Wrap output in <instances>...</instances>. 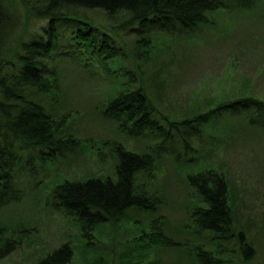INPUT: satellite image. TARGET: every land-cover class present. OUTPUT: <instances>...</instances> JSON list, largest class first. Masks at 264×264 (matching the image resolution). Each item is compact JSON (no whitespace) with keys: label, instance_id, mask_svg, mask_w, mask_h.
<instances>
[{"label":"rangeland","instance_id":"1","mask_svg":"<svg viewBox=\"0 0 264 264\" xmlns=\"http://www.w3.org/2000/svg\"><path fill=\"white\" fill-rule=\"evenodd\" d=\"M27 1L20 0L26 19L19 43L41 36L47 39L42 31L49 20L31 16ZM256 10L245 15L219 12L216 28L202 35H154L138 75L159 112L184 118L241 96L264 98V12ZM86 14L91 26L98 24L117 42L133 47L135 34L127 31L133 26L126 12L109 15L94 9ZM70 38L60 37L61 44H68ZM89 57L94 60L93 55ZM59 63L60 93L54 105L47 101L48 112L58 125L57 133L78 140L79 145L41 170L35 167L41 184L30 185L20 202L0 208V227L6 228V236L18 239L17 248L0 264H38L68 242L74 248L69 264H187L178 247L151 245L144 235L151 232L152 218L160 217L154 225L164 222L167 236L175 242L186 240L184 234L191 236L186 211L202 203L186 184L193 170L213 171L225 178L236 221L234 230H244L257 251L245 262L233 243L229 248L234 252H224L223 257L220 253L223 264H264V130L248 128L239 120L223 119L218 127L209 129L216 133L214 136L194 134L190 138L194 153L184 154L179 144L160 149L155 169L137 176V184L160 198L155 216L132 211L118 224H101L86 233L76 220L57 209L52 200L57 184L116 175L117 144L143 153L161 143L150 133L138 137L125 133L117 123L103 117L102 109L114 91L112 83L102 77L91 78L70 60ZM107 63L120 68L125 59L114 58ZM184 157L190 159V166L177 164L176 160ZM135 217L140 220L133 222Z\"/></svg>","mask_w":264,"mask_h":264},{"label":"trees","instance_id":"2","mask_svg":"<svg viewBox=\"0 0 264 264\" xmlns=\"http://www.w3.org/2000/svg\"><path fill=\"white\" fill-rule=\"evenodd\" d=\"M26 7L31 16L49 20L42 31L47 39L41 36L19 43L26 19L20 0H0V208L20 202L30 185L41 184L35 167L41 170L79 145L78 140L57 133L58 125L48 112L47 101L54 105L60 93V60H70L91 78L102 77L112 83L111 99L102 109L104 118L117 123L125 133L137 137L150 133L161 140L143 153L117 144L115 176L65 180L54 187L53 204L86 233L101 224H118L132 211L157 214L160 198L137 184V176L155 169L161 150L179 144L184 154L194 153L190 138L194 134L214 136L216 133L209 129L218 127L225 118L264 130V98L241 96L201 114L170 117L158 111L138 75L155 34L202 35L216 28L219 12L245 15L257 9L262 13L264 0H28ZM94 9L109 15L126 12L133 26L127 31L135 34L133 47L117 42L98 24L91 26L85 17ZM63 36L71 37L68 44H61ZM114 58H123L125 63L120 68L110 67L107 62ZM189 160L184 157L176 162L188 167L192 164ZM191 172L186 184L202 202L186 211L191 236L184 234L186 240L177 243L167 236L164 222L154 225L160 217H153L151 232L144 237L151 245L178 247L187 264H223L220 253L223 257L224 252H234L229 248L233 243L243 261L252 260L257 251L244 230H234L228 182L213 171ZM138 220L140 217H135L133 222ZM5 232L1 226L0 260L18 246V239ZM73 254L68 242L38 264H69Z\"/></svg>","mask_w":264,"mask_h":264}]
</instances>
